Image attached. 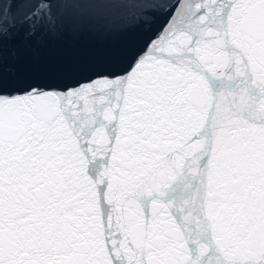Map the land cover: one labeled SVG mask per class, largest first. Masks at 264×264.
I'll use <instances>...</instances> for the list:
<instances>
[{
  "label": "snow or ice",
  "instance_id": "obj_1",
  "mask_svg": "<svg viewBox=\"0 0 264 264\" xmlns=\"http://www.w3.org/2000/svg\"><path fill=\"white\" fill-rule=\"evenodd\" d=\"M0 264H264V0H0Z\"/></svg>",
  "mask_w": 264,
  "mask_h": 264
},
{
  "label": "water",
  "instance_id": "obj_2",
  "mask_svg": "<svg viewBox=\"0 0 264 264\" xmlns=\"http://www.w3.org/2000/svg\"><path fill=\"white\" fill-rule=\"evenodd\" d=\"M128 39L127 34L110 30L102 23L85 25L76 35L52 41L45 55L76 69L103 68L107 66L109 54L122 47ZM87 74L86 71H74L71 77ZM34 82L40 84L47 81L37 79Z\"/></svg>",
  "mask_w": 264,
  "mask_h": 264
}]
</instances>
